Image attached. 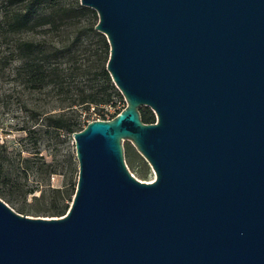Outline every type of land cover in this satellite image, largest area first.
Instances as JSON below:
<instances>
[{"label":"water","instance_id":"water-1","mask_svg":"<svg viewBox=\"0 0 264 264\" xmlns=\"http://www.w3.org/2000/svg\"><path fill=\"white\" fill-rule=\"evenodd\" d=\"M80 1L127 105L73 133L65 214L0 197V264H264V0ZM125 140L154 180L130 172Z\"/></svg>","mask_w":264,"mask_h":264},{"label":"rangeland","instance_id":"rangeland-1","mask_svg":"<svg viewBox=\"0 0 264 264\" xmlns=\"http://www.w3.org/2000/svg\"><path fill=\"white\" fill-rule=\"evenodd\" d=\"M91 21L84 17L45 38L57 44L60 40L73 38L79 31L85 33L77 63L81 67L76 69L77 76L72 79L70 88L76 91L77 87L84 86L96 91L97 97H100L103 82L93 78L91 73H86V68L93 65L92 60L96 58L97 51L101 50L98 37L87 29ZM20 36L38 39L42 33L29 31ZM17 64L13 62L5 70H0V142L8 144L7 150L0 146V190L4 194L0 197L20 213L33 217H57L60 216V210H68L73 201L79 161L73 133L47 126L44 117L64 111L78 113L81 126H86L94 119H106L108 115L121 111L127 101L116 86L118 92H112L109 102L91 103L88 109L83 105L69 107L72 96L67 87L63 90L51 87L43 90L26 88L20 80L15 79ZM26 125L34 128L31 133L24 129ZM123 147L130 172L141 180H154L155 171L135 145L125 140Z\"/></svg>","mask_w":264,"mask_h":264},{"label":"trees","instance_id":"trees-1","mask_svg":"<svg viewBox=\"0 0 264 264\" xmlns=\"http://www.w3.org/2000/svg\"><path fill=\"white\" fill-rule=\"evenodd\" d=\"M84 17L92 19L87 29L98 37L101 46L96 58L92 60L93 65L86 68V73H91L93 78H98L103 82L100 97H97L96 91H91L84 86L77 87L76 91L70 88L72 79L77 76L76 69L81 67L77 66V63H79L78 56L81 53L85 33L79 31L73 38L60 40L57 44L50 43L45 38L50 33H59ZM98 21L97 11L90 6L83 5L79 0L71 2L65 0H2L0 4V70H5L13 62H17L15 79L20 80L26 88L43 90L51 87L63 90L67 87L72 96L69 107L83 105L88 109L91 103L109 102L112 99V92H118V88L107 68L110 43L107 36L96 28ZM29 31L40 32L42 36L38 39L20 36L21 33ZM24 109L27 110L26 106ZM24 109L19 108L20 111H25ZM140 113L144 122L156 121V114L149 106H142ZM77 116L78 113L72 114L64 111L58 115L48 114L44 120L49 127L74 133L85 127L81 126ZM24 129L31 133L34 128L26 125ZM0 146L6 150L8 148L5 141L0 142ZM0 195H4L1 190ZM66 210L62 208L60 215L65 214Z\"/></svg>","mask_w":264,"mask_h":264},{"label":"built area","instance_id":"built-area-1","mask_svg":"<svg viewBox=\"0 0 264 264\" xmlns=\"http://www.w3.org/2000/svg\"><path fill=\"white\" fill-rule=\"evenodd\" d=\"M120 112V111H119ZM119 112L115 113V114H111V115H108V117L106 119H111L113 118L115 115H117ZM101 119V118H100Z\"/></svg>","mask_w":264,"mask_h":264}]
</instances>
